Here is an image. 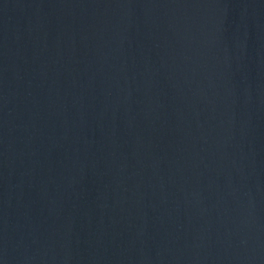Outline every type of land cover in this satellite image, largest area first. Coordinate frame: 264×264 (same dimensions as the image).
<instances>
[{"label": "water", "instance_id": "95a60500", "mask_svg": "<svg viewBox=\"0 0 264 264\" xmlns=\"http://www.w3.org/2000/svg\"><path fill=\"white\" fill-rule=\"evenodd\" d=\"M0 264H264V0H0Z\"/></svg>", "mask_w": 264, "mask_h": 264}]
</instances>
